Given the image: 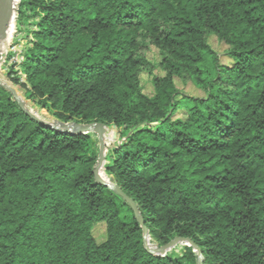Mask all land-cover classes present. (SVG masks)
<instances>
[{"label": "trees", "instance_id": "16d2710c", "mask_svg": "<svg viewBox=\"0 0 264 264\" xmlns=\"http://www.w3.org/2000/svg\"><path fill=\"white\" fill-rule=\"evenodd\" d=\"M26 26L6 80L57 121L121 131L102 173L149 238L189 239L204 264H264V0H19L14 28ZM92 136L31 119L0 84V264H196L184 245L146 252L128 204L94 179Z\"/></svg>", "mask_w": 264, "mask_h": 264}, {"label": "water", "instance_id": "95a60500", "mask_svg": "<svg viewBox=\"0 0 264 264\" xmlns=\"http://www.w3.org/2000/svg\"><path fill=\"white\" fill-rule=\"evenodd\" d=\"M19 0H0V40L6 36L8 30L13 27L14 21L16 17V6ZM0 84L14 97L19 107L23 110V112L29 116L31 119L45 125L46 127L56 131L61 132L68 135H83L88 133H93L97 136L98 139V160L97 164L93 170V175L95 181L102 185L103 187L111 190L116 195L121 197L125 203L128 204L130 209L133 212L134 219L140 226L143 235V247L147 253L153 256H165L168 253H171L177 247H181L182 245L191 247L193 251L197 254L196 264H204V257L201 250L189 239L175 237L171 242L161 247H151L149 243V235L148 230L145 226L144 219L132 199H130L126 194H124L121 189L113 183V178L109 177L107 181H105L101 177V173L104 165L106 164V134L108 127L102 123H92V124H79L76 122L70 123H62L60 121L54 120L52 122H48L40 119L34 113H32L26 107L25 99L20 95L17 88L11 85L5 77L0 74Z\"/></svg>", "mask_w": 264, "mask_h": 264}, {"label": "rangeland", "instance_id": "374dc122", "mask_svg": "<svg viewBox=\"0 0 264 264\" xmlns=\"http://www.w3.org/2000/svg\"><path fill=\"white\" fill-rule=\"evenodd\" d=\"M30 29H32L30 26H26V28H23V30H21V32H16L15 28H13L11 39L8 42V44L4 47V50L2 51L1 56H0V74L3 77H5L6 73H8V71L14 64L18 65V63L21 61V55L28 45L27 37H29V34L27 33V31ZM208 44L217 53L219 61L222 64H229V60L225 56V51L227 47L223 43L219 42L214 36H211L208 39ZM145 56H146V59L151 64H153L154 66H157L160 60V57L156 49L149 48ZM207 68L210 69L209 62H207L206 69ZM14 70L20 74L19 68H14ZM152 75L162 76V72L156 67L153 70ZM21 78H22V81H24V78L22 75H21ZM140 81H141L143 92L146 95H151L153 92L151 76L148 75L147 73H142L140 75ZM176 86L180 91L188 95L195 96V97L204 96L203 92L197 89L196 87H194L191 83L183 84L179 81H176ZM26 103L32 109L35 115L39 117L40 119L48 121V122H52L55 120L52 117V114L50 112H47L46 110H42L32 105L28 101H26ZM92 138L96 143V148H98L99 144H98L97 136L93 134ZM122 140L123 138L121 137L120 130L116 129L115 127L108 128L107 134H106V149L107 150H111L113 147L119 145L122 142ZM104 235H105L104 225L97 226L93 231V236L98 243L104 240ZM149 243L150 245L158 246V244L150 238H149ZM171 253H174L175 255L180 256L181 247H177Z\"/></svg>", "mask_w": 264, "mask_h": 264}, {"label": "bare ground", "instance_id": "6f19581e", "mask_svg": "<svg viewBox=\"0 0 264 264\" xmlns=\"http://www.w3.org/2000/svg\"><path fill=\"white\" fill-rule=\"evenodd\" d=\"M12 33H13V27H11V28L8 30L6 36L3 37V38L0 40V56H1L2 51L4 50V47H5V46L8 44V42L10 41L11 36H12ZM26 107L28 108V110H30L32 113H34V112L32 111V109L28 106L27 103H26ZM34 114H35V113H34ZM37 115H38V114H37ZM101 177H102L105 181L108 180V178L105 177L102 173H101ZM150 246H151V247H156V246H154V245H150Z\"/></svg>", "mask_w": 264, "mask_h": 264}]
</instances>
